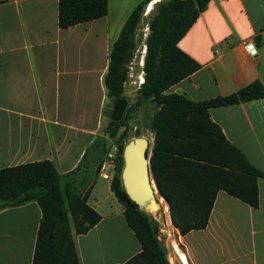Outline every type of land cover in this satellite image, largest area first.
I'll list each match as a JSON object with an SVG mask.
<instances>
[{"label":"crops","instance_id":"1","mask_svg":"<svg viewBox=\"0 0 264 264\" xmlns=\"http://www.w3.org/2000/svg\"><path fill=\"white\" fill-rule=\"evenodd\" d=\"M141 1L109 0L105 16L62 28L59 0H0V168L51 160L61 174L77 170L74 185L101 215L87 233L73 229L81 264H125L141 251L111 189L116 170L100 173L113 141L104 133L110 53ZM178 45L201 67L169 91L199 101L264 84V0H210ZM210 115L264 170V96ZM258 185V207L220 190L205 228L178 230L188 264H264V177ZM41 217L35 200L0 210V264H32Z\"/></svg>","mask_w":264,"mask_h":264},{"label":"trees","instance_id":"2","mask_svg":"<svg viewBox=\"0 0 264 264\" xmlns=\"http://www.w3.org/2000/svg\"><path fill=\"white\" fill-rule=\"evenodd\" d=\"M150 1L142 0L134 7L113 44L106 83L112 107L116 98L125 97L128 64L135 55L139 24ZM209 1L160 0L148 21L145 81L121 120H112V109L108 111L104 133L113 139L110 146L117 148L111 189L141 245V251L125 264H172L160 239L159 222L140 210L121 180L123 149L132 128L129 120L146 101L156 105L149 124L154 136L153 176L169 204L173 225L182 235L208 225L220 190L252 207L259 206L258 179L264 177V170L226 137L212 119L210 108L263 97L264 84L255 80L233 93L199 101L169 91L201 67L178 43ZM108 9L109 0H59V25L68 28L100 18ZM109 150L104 148V154ZM76 173H59L51 160L0 168V210L32 200L42 209L32 264H81L73 229L85 234L101 215L88 204V190L74 185Z\"/></svg>","mask_w":264,"mask_h":264},{"label":"water","instance_id":"3","mask_svg":"<svg viewBox=\"0 0 264 264\" xmlns=\"http://www.w3.org/2000/svg\"><path fill=\"white\" fill-rule=\"evenodd\" d=\"M105 83H107V77ZM128 104L129 101L126 97L116 98L111 119L114 121L121 120ZM153 144L145 135L135 136L128 140L123 149L124 165L121 173L122 184L128 196L138 204L140 210L152 216L158 212L159 199L157 195L163 197L151 168L150 156ZM163 198L165 199V197ZM166 203L169 207L167 201Z\"/></svg>","mask_w":264,"mask_h":264},{"label":"rangeland","instance_id":"4","mask_svg":"<svg viewBox=\"0 0 264 264\" xmlns=\"http://www.w3.org/2000/svg\"><path fill=\"white\" fill-rule=\"evenodd\" d=\"M159 2L160 0H151L146 5L141 22L139 24L138 37H137L138 38L137 50H136L135 57H133L135 65L133 69L129 68L128 77L124 83V87H125L124 95L129 101L128 106L130 105V103H133L137 97V93L139 90V86H138L139 76L138 75L141 73L140 65L138 63L140 59L139 57L140 47L142 45V40L145 38V32H149L148 21L154 12L155 6ZM150 5H151L150 8H152V10L149 13L147 9ZM107 109L108 110L112 109L111 99L108 100ZM155 110H156V105L150 101H146L140 106H138V108L134 111L133 117L129 120V123L132 128L129 129L127 140H130L135 136L145 135L149 137V139L151 140V143L153 144L154 136L150 130L149 124H150L151 117L153 116ZM168 208L169 207L167 206V203L162 199V202L159 201L157 214H154L153 216L150 215V216L159 222L160 239H161L162 244L164 245L166 253L169 259L171 260V262L173 264H183L179 258V251L185 252L184 247L181 244H177L178 242L176 240L177 238L176 233L174 236V233L172 232V234H170V237H169V233H170L169 229L171 230V223H170ZM168 239H170V241Z\"/></svg>","mask_w":264,"mask_h":264},{"label":"built area","instance_id":"5","mask_svg":"<svg viewBox=\"0 0 264 264\" xmlns=\"http://www.w3.org/2000/svg\"><path fill=\"white\" fill-rule=\"evenodd\" d=\"M150 7H151V5L147 9V11L149 13L152 10V8H150ZM148 29H149V26H148ZM148 33L149 32H145V38L142 40V45L140 47V53H139L140 59H139L138 63L140 65V70H141V73L138 75L139 76V79H138L139 88L145 81L144 66H145V56H146V53H147L146 37H147ZM244 44H245V46L248 47V49H249V51L251 53H253V54L257 53V50H256V48H255L253 43H251L249 41H245ZM136 50H137V48H136ZM135 55H136V51H135ZM135 55H134V57H135ZM134 65L135 64H134V58H133L129 62L128 67L130 69H133ZM112 148L106 153L105 158L103 159V161L101 162V165H100V173L105 178H111L113 176L112 174L116 170V166H117V160H116V150H117V148H116L115 145H113ZM169 232H170V234H172V232H173L174 236H175V233L179 236L178 229L172 223H171V230L169 229ZM177 235H176V237H177Z\"/></svg>","mask_w":264,"mask_h":264},{"label":"bare ground","instance_id":"6","mask_svg":"<svg viewBox=\"0 0 264 264\" xmlns=\"http://www.w3.org/2000/svg\"><path fill=\"white\" fill-rule=\"evenodd\" d=\"M159 201L162 202V199L165 201V199L160 196V195H157ZM166 202V201H165ZM179 249V248H178ZM179 258H180V261L183 263V264H188V261H187V258H186V255L185 253H183L182 251H179Z\"/></svg>","mask_w":264,"mask_h":264}]
</instances>
